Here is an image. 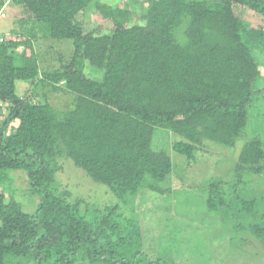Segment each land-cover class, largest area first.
<instances>
[{
  "label": "trees",
  "instance_id": "1",
  "mask_svg": "<svg viewBox=\"0 0 264 264\" xmlns=\"http://www.w3.org/2000/svg\"><path fill=\"white\" fill-rule=\"evenodd\" d=\"M7 1L0 14L19 9L21 27L70 40L73 53L42 71L35 39L0 36V264H171L154 238L147 248L139 220L122 207L133 200L146 208V191H175L173 152L199 165L210 144L233 150L252 119L264 122V28L234 12L264 18V0ZM61 85L69 109L42 91ZM236 159L231 180L205 185L206 207L248 217L234 229L264 247V194H242L245 175L263 171V136L254 134ZM65 163L117 202L96 208L74 197L61 177ZM17 171L40 199L34 213L2 190Z\"/></svg>",
  "mask_w": 264,
  "mask_h": 264
},
{
  "label": "rangeland",
  "instance_id": "2",
  "mask_svg": "<svg viewBox=\"0 0 264 264\" xmlns=\"http://www.w3.org/2000/svg\"><path fill=\"white\" fill-rule=\"evenodd\" d=\"M234 12L240 19L264 28V18L249 9L235 7ZM21 18L19 9L6 7L0 14V36L17 42L35 39L33 41L42 71L57 70L71 59L73 46L70 40H51L34 23L27 22L21 27ZM86 18L87 22L94 19L93 9L87 12ZM34 29L35 37L32 34ZM86 74L97 80L103 76L101 71L91 67L86 68ZM62 89V85L56 89L48 86L42 91L48 95L55 108L69 109L72 96ZM36 92L41 94V90L34 89V93ZM256 119H252L247 126L244 138L238 141L237 148L232 150L210 144V156L204 157L199 165L188 167L185 158L173 152L174 176L171 186L175 191L164 196L165 198L146 191V208H135L133 200L127 206L123 205L122 210L127 218L139 220L148 249L151 246L150 238H154V251L156 248L157 251L160 250L171 264H264V247L261 243L247 231L234 229L235 222L248 223V217L238 219V214L233 211L220 214L209 211L206 207L207 182L213 179L223 182L231 180L239 149L256 133L264 138V122ZM64 168V175L61 177L74 197L83 198L96 208L111 206L117 202L107 187L92 182L82 170L70 163H65ZM26 177L24 172H11L2 190L7 197L15 198L26 213L31 214L36 210L40 199L30 192ZM244 179L247 182L242 190L243 195L264 194V167L259 175H245ZM164 201L168 203L164 205Z\"/></svg>",
  "mask_w": 264,
  "mask_h": 264
},
{
  "label": "built area",
  "instance_id": "3",
  "mask_svg": "<svg viewBox=\"0 0 264 264\" xmlns=\"http://www.w3.org/2000/svg\"><path fill=\"white\" fill-rule=\"evenodd\" d=\"M9 1V0H8ZM3 114V113H2Z\"/></svg>",
  "mask_w": 264,
  "mask_h": 264
}]
</instances>
